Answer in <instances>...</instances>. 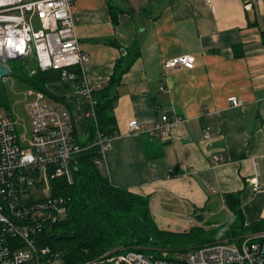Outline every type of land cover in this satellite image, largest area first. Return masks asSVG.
<instances>
[{
    "label": "crops",
    "instance_id": "1",
    "mask_svg": "<svg viewBox=\"0 0 264 264\" xmlns=\"http://www.w3.org/2000/svg\"><path fill=\"white\" fill-rule=\"evenodd\" d=\"M72 16L90 56L92 91L107 84L123 54L139 50L118 88L117 130L105 153L110 181L150 197L157 221L192 223L202 214L206 222L216 210L224 223L231 217L226 193H239L247 223L264 219V0L250 10L244 0H76ZM186 56L195 59L193 69L165 68ZM51 89L85 140L92 96L62 81ZM232 96L242 108L231 107ZM167 113L181 118L167 139L130 132L132 121L151 128Z\"/></svg>",
    "mask_w": 264,
    "mask_h": 264
},
{
    "label": "built area",
    "instance_id": "2",
    "mask_svg": "<svg viewBox=\"0 0 264 264\" xmlns=\"http://www.w3.org/2000/svg\"><path fill=\"white\" fill-rule=\"evenodd\" d=\"M75 2L0 1V64L11 73L9 62L34 57L38 70L58 71L63 81L73 85L76 95L90 96L92 90L86 84L90 56L81 50L75 30ZM207 2L210 5L211 0ZM252 7L253 0H246L245 8ZM194 65L195 59L186 56L166 61L164 66L193 69ZM22 93L21 103L29 113L26 123L18 120L13 109L0 114V264H61L60 255H52L48 245H40L46 224L61 220L65 212L51 199L50 183L63 178L73 182L71 162L82 148L73 138L72 116L63 104L40 91ZM228 101L233 108L243 107L236 96ZM94 105L92 101L88 116ZM180 120L172 122L164 114L151 128L134 120L130 132L167 139ZM206 138H210L208 132ZM100 143H104L103 153L111 147V140ZM213 159L216 165L224 161L220 155ZM251 183L255 190L259 188L257 179ZM263 238L260 234L234 243L207 244L182 254L163 252L160 258L134 251L108 254L90 264H264Z\"/></svg>",
    "mask_w": 264,
    "mask_h": 264
},
{
    "label": "trees",
    "instance_id": "3",
    "mask_svg": "<svg viewBox=\"0 0 264 264\" xmlns=\"http://www.w3.org/2000/svg\"><path fill=\"white\" fill-rule=\"evenodd\" d=\"M262 35L264 37V32ZM138 58L139 50L136 48L123 54L107 84L91 92L95 105L88 116V135L85 140H77L72 124L73 138L82 151L71 162L73 182L69 183L63 178L50 183L51 199L58 201L65 212L61 220H51L46 224L48 227L40 240L41 248L48 245L52 255H60L61 264H90L108 254L130 251L156 258L161 249L182 254L206 244L234 243L264 234V219L246 222L239 193L223 195L224 204L231 213L224 223L210 220L203 222L201 214L197 217L200 226L175 233L158 228L151 212L150 197L135 194L110 181L105 170L107 151L103 153L104 143L101 144L100 140H112L115 136L117 123L114 110L119 97L118 88L123 76ZM16 62L18 65L12 69L11 75L24 90L40 91L52 100L63 103V98L51 89L52 85L61 81L70 85L62 80L60 72L38 70L34 57ZM30 64H33L30 68L34 69L32 74L27 67ZM161 88L160 91L164 93L165 87ZM0 109L9 112L12 109V101L3 82L0 84ZM170 175H175V172ZM201 211L207 213L209 210L204 207ZM260 240L264 242V238Z\"/></svg>",
    "mask_w": 264,
    "mask_h": 264
},
{
    "label": "rangeland",
    "instance_id": "4",
    "mask_svg": "<svg viewBox=\"0 0 264 264\" xmlns=\"http://www.w3.org/2000/svg\"><path fill=\"white\" fill-rule=\"evenodd\" d=\"M8 65L12 70L13 68H16V65H18V64L16 61H12V62H9ZM32 65L33 64H30L27 67L30 69L32 67ZM32 70L34 71L33 68L30 69V74H32ZM3 84L5 85L7 94L12 101V109L14 110L16 117L18 118V120L20 122L26 123V119L28 120V118H29L28 108L26 106H24V104L21 103V96L23 94L22 92L24 91V89L18 84V82H16L14 80L12 75H10L8 78H6L3 81ZM3 112H6V110L0 109V114H2ZM77 140H83V138L80 136H77ZM215 212H216V210L213 211L211 215L206 214L205 215L206 220H210V221L222 220V221H224L225 219H227L225 214H222V213L217 214ZM193 215H195L194 212H193ZM192 218H193L192 223H190L188 221H186L185 223H179L176 221H172V219H169V217H167V216H165V219H160L159 221H157V218L154 217V220H155L159 229L169 231V232L179 233V232H184L188 229H191L192 227L200 226V223L197 220V216L192 217ZM260 241H263V240H260ZM163 252H170V250L169 249H161V253H163ZM161 253L156 258L162 257L163 255H161ZM170 253H172V252H170ZM109 255L112 256V254H109ZM146 256H148V255H146ZM150 256H152V255H150Z\"/></svg>",
    "mask_w": 264,
    "mask_h": 264
},
{
    "label": "water",
    "instance_id": "5",
    "mask_svg": "<svg viewBox=\"0 0 264 264\" xmlns=\"http://www.w3.org/2000/svg\"><path fill=\"white\" fill-rule=\"evenodd\" d=\"M10 75L9 69L5 65L0 64V84L3 82V78H7Z\"/></svg>",
    "mask_w": 264,
    "mask_h": 264
},
{
    "label": "bare ground",
    "instance_id": "6",
    "mask_svg": "<svg viewBox=\"0 0 264 264\" xmlns=\"http://www.w3.org/2000/svg\"><path fill=\"white\" fill-rule=\"evenodd\" d=\"M0 1H2V0H0Z\"/></svg>",
    "mask_w": 264,
    "mask_h": 264
}]
</instances>
